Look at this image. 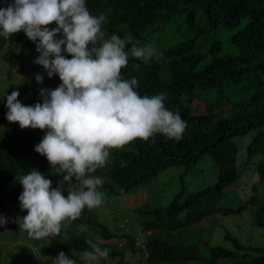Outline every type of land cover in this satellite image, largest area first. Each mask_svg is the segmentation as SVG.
<instances>
[{
  "label": "trees",
  "instance_id": "16d2710c",
  "mask_svg": "<svg viewBox=\"0 0 264 264\" xmlns=\"http://www.w3.org/2000/svg\"><path fill=\"white\" fill-rule=\"evenodd\" d=\"M7 3L0 0V7ZM85 3L91 14L106 17L103 30L109 35L115 33L123 38L130 34L142 44L155 45L162 55L147 64L130 58L122 75L138 79L136 90L142 96L165 93L166 107L178 111L187 125L178 141L155 134L146 141L135 139L120 149H112L108 164L92 173L104 178L100 190L123 196L167 168L182 167V172L178 176L179 188L165 206L134 210L139 219L136 228L141 234L142 249L134 247L136 233L125 230L124 220L119 226L125 228L111 231L85 208L75 221L62 223L59 241L40 244V256L52 263L48 257L54 258L62 251L77 264H84L80 255L88 249L85 240L98 236L105 241L100 246L110 249L107 260L121 254L123 247L117 248L116 241H124L129 252L139 254L137 264H264V242L243 244L226 231L222 232L226 245L211 244L209 237L200 232L182 241L164 237L168 233L197 231L200 223L213 215L237 216L247 210L252 227L264 232V159L250 162L253 157L264 155V0ZM48 27L55 28L56 24ZM32 48L37 58L35 43L23 31L10 39L0 36V51L9 55L21 57ZM62 55L71 59L67 53ZM136 64L138 68L133 67ZM48 82L53 90L61 83L57 75ZM195 101L203 105L200 114L194 107ZM45 131L21 129L18 123L1 119L0 207L7 203L21 210L18 198L23 187L17 176L33 168L46 179L51 180L52 173H56L63 180L58 166L52 168L46 157L34 151ZM252 131L255 133L239 159L240 138ZM204 156L215 179L210 185L189 191L183 178ZM250 167L255 180L241 189L238 182ZM64 183L68 186L63 187L70 190L76 181L73 178ZM23 213L27 215L26 211ZM81 224L89 231L77 235V226ZM16 249L6 254L4 264H24L30 257V249L25 245ZM107 260L101 259L99 264Z\"/></svg>",
  "mask_w": 264,
  "mask_h": 264
},
{
  "label": "clouds",
  "instance_id": "9594fccd",
  "mask_svg": "<svg viewBox=\"0 0 264 264\" xmlns=\"http://www.w3.org/2000/svg\"><path fill=\"white\" fill-rule=\"evenodd\" d=\"M105 21L103 14L90 13L85 0H11L0 7V36L10 39L23 31L39 53L34 63L49 78L57 75L61 81L54 90L41 89L43 102L35 105L22 104L18 91L6 96V119L21 129L46 130L34 151L52 168L58 166L64 182L76 181L65 197L61 182L53 188L52 181L35 168L17 176L23 187L20 209L27 215L13 222L35 240L60 236L64 221L71 223L85 208L104 203L100 190L104 178L92 173L108 164L112 149L155 134L178 141L187 127L178 111L166 107L165 93L142 96L136 90L138 79L122 75L130 58L147 64L162 54L153 43L142 44L130 34L109 35L103 30ZM53 23L56 27L49 28ZM35 79L43 82L39 74ZM8 222L0 215V227ZM88 231L86 225L77 226V235ZM85 243L88 249L80 255L84 264L108 259L110 249L100 246L98 236ZM48 259L52 264H77L62 251Z\"/></svg>",
  "mask_w": 264,
  "mask_h": 264
},
{
  "label": "rangeland",
  "instance_id": "374dc122",
  "mask_svg": "<svg viewBox=\"0 0 264 264\" xmlns=\"http://www.w3.org/2000/svg\"><path fill=\"white\" fill-rule=\"evenodd\" d=\"M36 59L35 50L32 48L28 50L23 56L15 57L9 55L5 50L0 51V121L6 119V113L8 109L6 105V96L10 95L13 91L20 93L18 99L24 105H35L36 103H42L43 99L40 96L41 89H53L52 83L48 82L49 77L45 69L34 63ZM43 77L42 83H37L36 75ZM197 114L203 112V105L197 101L194 103ZM225 107L222 108L224 110ZM40 132L39 130L37 131ZM254 131L248 133L246 136L240 138L238 144L240 158L243 154V147L249 142ZM259 158L264 159V155L260 157H253L250 162H256ZM182 172V167H170L158 174L154 179L146 184L132 188L127 195L110 194L107 191L105 193L104 203L97 208L89 209L90 214H94L95 217L107 229L111 231L119 232L121 228H125L129 234L136 233L135 237L139 238L141 234L137 232L138 218L135 215L134 210L138 208L150 209L157 206H165L170 201L172 195L179 188L178 176ZM214 171L211 169L210 163L206 156L201 157L199 161L191 168V170L183 178L185 181V187L189 191H195L203 186L210 185L214 181ZM255 180V176L252 173L251 167L247 169L238 182V187L245 189L249 187ZM52 187H58L60 182L64 189L63 194L67 196L68 188H64L65 184L63 180L57 177L56 173L51 175ZM0 215L8 218L9 222L0 227V248L1 257L0 264L6 262V254L15 252L16 247L20 244L25 245L30 249V257L24 264H52L46 259L42 258L38 253L40 244L57 242L60 240V236L46 237L40 240H35L27 236V232L19 229V225L13 221L17 217L24 216L23 211L12 208L9 204L5 203L3 207H0ZM249 212L244 211L239 215L234 216H218L213 215L204 219L200 223L198 230H186L175 233H158L160 236H164L169 240H185L190 239L193 234L200 232L203 235L209 237L211 244L226 245L222 240V232L226 231L230 235L238 238L240 243H249L252 245H260L264 242V232L262 229L254 228L251 225V219ZM124 220V225L121 224L119 228V222ZM64 228V226L62 227ZM118 229V230H117ZM141 238V237H140ZM142 241V239H140ZM140 241V242H141ZM105 242V241H102ZM121 245L118 246L117 244ZM126 242L116 241V247L122 248L121 254L114 259H110L104 262V264H137L139 261V254L129 252L126 249ZM143 244V241L141 242ZM84 263V262H83Z\"/></svg>",
  "mask_w": 264,
  "mask_h": 264
},
{
  "label": "built area",
  "instance_id": "2783aa9c",
  "mask_svg": "<svg viewBox=\"0 0 264 264\" xmlns=\"http://www.w3.org/2000/svg\"><path fill=\"white\" fill-rule=\"evenodd\" d=\"M133 244H134V247H136V248H140V249L143 248V245L141 244V242H140V240L138 238L134 239V243Z\"/></svg>",
  "mask_w": 264,
  "mask_h": 264
}]
</instances>
